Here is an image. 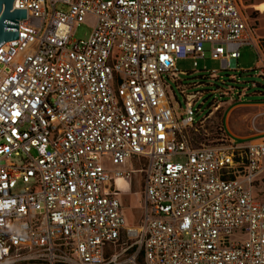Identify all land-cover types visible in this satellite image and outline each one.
<instances>
[{
    "label": "built area",
    "instance_id": "2783aa9c",
    "mask_svg": "<svg viewBox=\"0 0 264 264\" xmlns=\"http://www.w3.org/2000/svg\"><path fill=\"white\" fill-rule=\"evenodd\" d=\"M15 8L27 17L0 45V264H264V201L254 197L264 141H232L216 116L223 101L195 109L203 92H186L177 69L186 57L198 66L207 44L225 71L242 47L262 52L238 0ZM88 16L90 36L75 38ZM168 79L184 96L181 120ZM137 173L132 227L117 181L131 186Z\"/></svg>",
    "mask_w": 264,
    "mask_h": 264
},
{
    "label": "rangeland",
    "instance_id": "374dc122",
    "mask_svg": "<svg viewBox=\"0 0 264 264\" xmlns=\"http://www.w3.org/2000/svg\"><path fill=\"white\" fill-rule=\"evenodd\" d=\"M264 2V0H241V9L253 17L250 21L255 22L257 27V33L264 35V12H260L256 9L258 3ZM245 13V14H246ZM250 16V15H249ZM94 18L92 16L86 17L85 21L76 27L74 31V37L78 39H87L92 31V25ZM205 59H198V66H194L193 58L186 57L177 60V69L180 70L179 79L185 85L186 92L193 93L195 91L203 92V95L196 101L194 108L197 109L201 106L203 113L208 111V107L214 98L224 101L223 104L230 103L231 100H235L231 105L225 106L226 110H229L237 103H258L264 101V52L257 53L256 49L252 46H244L240 50V57L238 59L232 58L230 60V69L222 70L221 62L219 60L211 59L209 52V44L206 45ZM206 67V69H204ZM218 70L216 76H211V71ZM171 86L169 89L170 100L176 110L178 119L181 120V116L185 115L186 103L184 96L178 84L172 80H167ZM199 83L194 87L189 86L191 83ZM219 86L221 92L215 94L211 93V90ZM222 90L231 91L227 96H221ZM239 92H244L246 95L239 100ZM218 116V114H216ZM243 117L240 119L239 117ZM197 119L198 116H195ZM218 118V117H217ZM264 131V107H239L234 110L230 116V133L237 136H245L250 133H256ZM263 138L264 135L258 136ZM174 159L184 160L183 157H174ZM136 163V160H133ZM138 164V162L136 163ZM139 173L135 174L132 178L131 187L127 191L122 192L121 199L123 207L127 216V224L132 227H137L141 222L142 212V191L139 182ZM27 184L19 181L16 188L22 190ZM126 190V189H125ZM136 238H133L135 240ZM117 252L121 251L123 246L117 245ZM126 258V255L121 256V259ZM139 260V257H138ZM141 260V257H140ZM139 260V261H140ZM200 264H207L202 261Z\"/></svg>",
    "mask_w": 264,
    "mask_h": 264
},
{
    "label": "crops",
    "instance_id": "0c3cea01",
    "mask_svg": "<svg viewBox=\"0 0 264 264\" xmlns=\"http://www.w3.org/2000/svg\"><path fill=\"white\" fill-rule=\"evenodd\" d=\"M240 2L241 0H238V3H239V6H240ZM240 9H241V6H240ZM242 10V9H241ZM243 14L245 15V17H247L248 19V23L249 25L253 28L254 30V34L256 35V37H258V39L260 41H264V35H259L257 33V27L255 25V22L252 23L250 20L253 18L251 16V14H247L246 11L244 12L242 10ZM246 13V14H245ZM264 52V49L262 50ZM243 95H246L244 92H239V100L243 97ZM235 100H231L230 103L228 104H223L222 103V107H221V110L218 112V121L220 122V124L222 125V127L224 128L227 136L232 140L234 141L235 143H248V142H261V141H264L263 138H258V136H261V135H264V131H260V132H256V133H250V134H247L245 136H240L238 134H236L237 136L235 135H232V133H230V116L232 115V113L234 112V110L236 108H239V107H264V101H261V102H258V103H251V105H248L247 103H237L236 105H234L232 108H230L229 110L225 111L226 110V107L231 105ZM241 101V100H240ZM224 102V101H223ZM224 105L226 107H224ZM240 119H242L243 117H239ZM261 163L263 165V170L261 171V173L256 177V180H255V186H254V197L257 199V200H261V201H264V157L263 159L261 160ZM118 182V181H117ZM122 188V192L124 191H127L128 189H130V183L127 182L125 180V184H123L122 186H120ZM126 190H125V189ZM121 192V194H122ZM121 194H120V198H121ZM122 201V199H121ZM123 204V203H122ZM125 211V210H124ZM128 221V219H127Z\"/></svg>",
    "mask_w": 264,
    "mask_h": 264
},
{
    "label": "water",
    "instance_id": "95a60500",
    "mask_svg": "<svg viewBox=\"0 0 264 264\" xmlns=\"http://www.w3.org/2000/svg\"><path fill=\"white\" fill-rule=\"evenodd\" d=\"M13 4L14 0H0V45L18 38V20L27 17L26 9H13Z\"/></svg>",
    "mask_w": 264,
    "mask_h": 264
},
{
    "label": "bare ground",
    "instance_id": "6f19581e",
    "mask_svg": "<svg viewBox=\"0 0 264 264\" xmlns=\"http://www.w3.org/2000/svg\"><path fill=\"white\" fill-rule=\"evenodd\" d=\"M255 8L258 9L261 13L264 12V2L258 3ZM123 184H125V180L123 178L118 179V185L122 186Z\"/></svg>",
    "mask_w": 264,
    "mask_h": 264
},
{
    "label": "trees",
    "instance_id": "16d2710c",
    "mask_svg": "<svg viewBox=\"0 0 264 264\" xmlns=\"http://www.w3.org/2000/svg\"><path fill=\"white\" fill-rule=\"evenodd\" d=\"M263 46H264V42H263Z\"/></svg>",
    "mask_w": 264,
    "mask_h": 264
}]
</instances>
